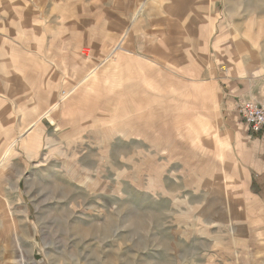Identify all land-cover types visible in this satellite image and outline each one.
I'll return each instance as SVG.
<instances>
[{
  "label": "rangeland",
  "instance_id": "rangeland-1",
  "mask_svg": "<svg viewBox=\"0 0 264 264\" xmlns=\"http://www.w3.org/2000/svg\"><path fill=\"white\" fill-rule=\"evenodd\" d=\"M169 1L16 0L17 16L0 8L8 26L20 18L16 39L26 49L39 43L29 60L0 70V264H227L208 218L179 207L188 178L173 154L131 143V61L145 57L144 40L172 34L135 24L156 15L167 22ZM232 2L255 8L261 0ZM37 91L39 111H28ZM36 131L39 148L27 152L23 137ZM155 171L166 190L158 180L156 191L140 190Z\"/></svg>",
  "mask_w": 264,
  "mask_h": 264
},
{
  "label": "crops",
  "instance_id": "crops-1",
  "mask_svg": "<svg viewBox=\"0 0 264 264\" xmlns=\"http://www.w3.org/2000/svg\"><path fill=\"white\" fill-rule=\"evenodd\" d=\"M262 1L255 8H242V3L238 8L232 0L169 1L167 22L156 15L157 22L134 28L172 34L144 40L145 57L131 59V114L126 117L131 121V143L151 141L162 145L154 147L160 152L173 154L172 160L184 169L180 174L188 178L183 180L186 195L179 207L188 208L187 217L208 218L210 239L221 247L218 256L227 264H264V128L250 131L237 112L241 101L264 105ZM16 5V0H0V8L15 16ZM18 19L10 26L0 21V70L8 61L29 60L28 49L39 46L31 40L26 49L23 36L16 39L21 32ZM152 80H159L160 87H153ZM32 96L36 99L27 110L39 111V92ZM50 96L54 99L53 93ZM77 115L87 119L81 110ZM24 122L21 126L26 127L29 122ZM170 129L182 132L168 135ZM33 134L23 137L30 153L39 148L38 131ZM174 145L185 150L174 154ZM146 176L148 183L140 190L156 191L155 180L167 185L163 173ZM197 197L201 202H190Z\"/></svg>",
  "mask_w": 264,
  "mask_h": 264
},
{
  "label": "built area",
  "instance_id": "built-area-1",
  "mask_svg": "<svg viewBox=\"0 0 264 264\" xmlns=\"http://www.w3.org/2000/svg\"><path fill=\"white\" fill-rule=\"evenodd\" d=\"M237 112L250 131L256 133L264 128V105L241 101L237 105Z\"/></svg>",
  "mask_w": 264,
  "mask_h": 264
}]
</instances>
